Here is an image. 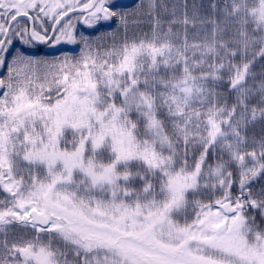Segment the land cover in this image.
Listing matches in <instances>:
<instances>
[{
  "label": "snow or ice",
  "instance_id": "obj_1",
  "mask_svg": "<svg viewBox=\"0 0 264 264\" xmlns=\"http://www.w3.org/2000/svg\"><path fill=\"white\" fill-rule=\"evenodd\" d=\"M0 264H264V0H0Z\"/></svg>",
  "mask_w": 264,
  "mask_h": 264
},
{
  "label": "rangeland",
  "instance_id": "obj_2",
  "mask_svg": "<svg viewBox=\"0 0 264 264\" xmlns=\"http://www.w3.org/2000/svg\"><path fill=\"white\" fill-rule=\"evenodd\" d=\"M116 2L119 3V4H128V3L133 2V0H116ZM112 30H114L112 28V25H104L103 27H101L99 29L98 32L92 33V35H99V34H102V33H105V32H109V31H112ZM56 49H58V53H53V54H38V53H33V54L36 55V56H39V57L53 58V57H57V56L62 55L63 52H65V51H71V52H74V53L78 51L73 46H68V45H62V46H59V48L57 46Z\"/></svg>",
  "mask_w": 264,
  "mask_h": 264
},
{
  "label": "trees",
  "instance_id": "obj_3",
  "mask_svg": "<svg viewBox=\"0 0 264 264\" xmlns=\"http://www.w3.org/2000/svg\"><path fill=\"white\" fill-rule=\"evenodd\" d=\"M133 4L130 3V4H120L121 6H124V7H131ZM112 28L115 29L116 28V25L115 24H112ZM56 47H52V46H48V45H40L38 46L36 49H34L33 53H38V54H53V53H58V49H56ZM59 48V46H58ZM60 51V50H59Z\"/></svg>",
  "mask_w": 264,
  "mask_h": 264
}]
</instances>
